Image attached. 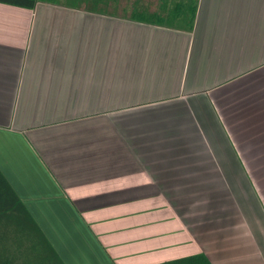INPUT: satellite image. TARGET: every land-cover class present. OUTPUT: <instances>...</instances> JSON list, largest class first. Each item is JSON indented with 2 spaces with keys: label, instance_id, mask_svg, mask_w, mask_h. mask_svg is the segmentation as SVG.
<instances>
[{
  "label": "crops",
  "instance_id": "1",
  "mask_svg": "<svg viewBox=\"0 0 264 264\" xmlns=\"http://www.w3.org/2000/svg\"><path fill=\"white\" fill-rule=\"evenodd\" d=\"M0 171V264H264V0L0 3Z\"/></svg>",
  "mask_w": 264,
  "mask_h": 264
},
{
  "label": "trees",
  "instance_id": "2",
  "mask_svg": "<svg viewBox=\"0 0 264 264\" xmlns=\"http://www.w3.org/2000/svg\"><path fill=\"white\" fill-rule=\"evenodd\" d=\"M40 2L86 7L109 15L167 27L192 33L195 28L199 0H0V3L11 6L34 9ZM17 196L0 171V203L6 211L11 207L10 198ZM162 264H211L206 255L200 254Z\"/></svg>",
  "mask_w": 264,
  "mask_h": 264
}]
</instances>
